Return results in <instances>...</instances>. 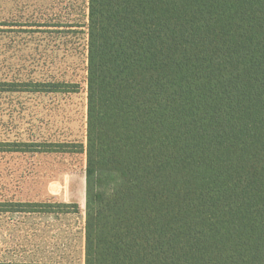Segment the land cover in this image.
Here are the masks:
<instances>
[{
  "label": "trees",
  "instance_id": "16d2710c",
  "mask_svg": "<svg viewBox=\"0 0 264 264\" xmlns=\"http://www.w3.org/2000/svg\"><path fill=\"white\" fill-rule=\"evenodd\" d=\"M87 10L86 137L55 145L86 158L80 264H264V0ZM21 86L79 92H0ZM23 146L13 152H36ZM53 206L80 212L0 202V214Z\"/></svg>",
  "mask_w": 264,
  "mask_h": 264
},
{
  "label": "rangeland",
  "instance_id": "374dc122",
  "mask_svg": "<svg viewBox=\"0 0 264 264\" xmlns=\"http://www.w3.org/2000/svg\"><path fill=\"white\" fill-rule=\"evenodd\" d=\"M88 0H0V83H66L77 94L0 92V202L78 204V214H0V262L84 261ZM8 89V88H6ZM32 145L36 152H13ZM53 145V146H52ZM38 209H44L38 207Z\"/></svg>",
  "mask_w": 264,
  "mask_h": 264
}]
</instances>
